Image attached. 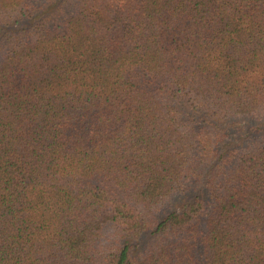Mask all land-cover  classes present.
I'll use <instances>...</instances> for the list:
<instances>
[{"label": "trees", "instance_id": "1", "mask_svg": "<svg viewBox=\"0 0 264 264\" xmlns=\"http://www.w3.org/2000/svg\"><path fill=\"white\" fill-rule=\"evenodd\" d=\"M0 264H264V0H0Z\"/></svg>", "mask_w": 264, "mask_h": 264}]
</instances>
